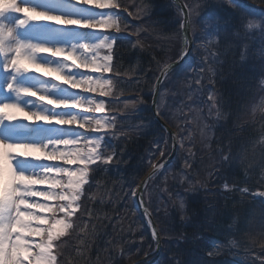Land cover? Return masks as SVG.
<instances>
[{
    "label": "trees",
    "instance_id": "16d2710c",
    "mask_svg": "<svg viewBox=\"0 0 264 264\" xmlns=\"http://www.w3.org/2000/svg\"><path fill=\"white\" fill-rule=\"evenodd\" d=\"M117 2L128 8L121 15L125 21L143 26L139 37H116L114 48L113 62L119 59L122 71L112 73V96L129 92L132 97L109 100L108 112L114 113L110 118H116L117 126L110 128L105 137L113 149L103 150L118 152L122 162L104 165L106 172H91L94 179L87 193V207L93 215L83 218L87 226L77 233L88 247L85 251L83 243L70 239L65 246L70 254L65 257L67 264H129L156 246L129 193L161 150V159L171 152L170 136L154 118L151 104L156 77L180 57L183 15L173 0ZM185 2L191 11L195 48L188 61L164 82L160 113L182 137L180 113L188 120L193 118L190 124L195 126V132L185 139L171 167L180 175L160 181L159 193L165 201L161 213L167 217H158L147 198L164 237L161 264H261L264 222L260 233L257 229L251 233L246 223L250 211H264V197L253 195L264 192V167L255 164L257 149L254 152L256 145L264 143V110L255 111L264 102V31L260 27L248 29L247 23H257V13L252 10L264 9V3L235 0L236 7L231 0ZM141 8L145 11L139 19L128 14ZM241 19L244 27L240 26ZM121 29L128 34L123 24ZM137 39L140 44L127 43L132 40L135 44ZM188 72L190 77H186ZM137 79L139 83H132ZM209 95L215 97L214 107ZM189 100L195 105L188 104ZM196 115L205 121L203 130L196 123ZM117 127H122L123 132L112 137ZM153 154L155 158L149 161ZM190 154L191 162L186 165L183 156ZM225 156H231V162ZM241 157L245 159L242 163ZM225 184L228 190H223ZM135 225L138 230H134ZM142 238L147 240V246L138 249Z\"/></svg>",
    "mask_w": 264,
    "mask_h": 264
},
{
    "label": "snow or ice",
    "instance_id": "6c2138e0",
    "mask_svg": "<svg viewBox=\"0 0 264 264\" xmlns=\"http://www.w3.org/2000/svg\"><path fill=\"white\" fill-rule=\"evenodd\" d=\"M37 2L44 3L47 0H37ZM231 2L237 7L235 0ZM264 3V0H260ZM69 3L73 6H94L95 9H121L123 11H128L125 3H118L117 0H69ZM26 8H30L34 15L31 17L32 23L36 25L42 24V22L55 23L62 26H80L91 29H96L98 27L112 28L115 32H121V24L125 26V31L129 35H135L139 37L142 30V25L132 26L125 21L123 17H118L116 11H101L105 13L98 22L94 23H82L79 18L76 17H65L62 14H53L42 8H36L31 4L25 3ZM145 11L141 8L137 12H128L129 15L136 19L140 18L141 12ZM252 12L257 13V18L264 21V9L257 10L253 9ZM188 13H184V19L180 22V27L183 29L184 33L187 34L190 22L188 19ZM245 15H251V13H245ZM118 17V18H114ZM241 27H244L243 19H241ZM262 31H264V23L259 25ZM247 28L252 29L251 21L247 23ZM115 37H108L105 35L102 42L98 43L96 46L100 48H107V54L103 57L104 63H97L96 59H85L76 52L69 51L62 48H49L45 46L34 45V51L37 54H49L51 57L62 58L63 61L71 62V68H84L88 69L91 73L96 72H112L114 75L120 73L122 69L119 67V59L114 63L113 56L115 52L113 51V43ZM129 45L135 46L140 44L141 40L137 39L135 44L132 40L127 42ZM84 52L88 53L93 51V48H89L87 45L83 46ZM94 52V51H93ZM187 54V46L182 47L180 50L181 59ZM25 58H29L27 53L23 54ZM5 61L12 59L13 65L9 69H5V63L3 64V71L14 77L17 75V66L14 63L13 56L0 55ZM155 60V56H153ZM33 65L38 64L39 68L30 67L24 68L19 67L20 74H28L33 71H40L43 75L45 72L49 74H54V77H59L65 85L71 88H82L84 92H98L100 96H108L110 94V86L112 85V77H107L104 79L96 78L94 79L91 75L82 78H76L69 76L65 73V70L61 67H56L48 63V60H31ZM157 64L160 61H156ZM68 64V63H67ZM174 68L172 69L173 72ZM53 69H55L53 71ZM143 73L144 70L142 69ZM138 75H140L138 73ZM167 73L162 72L160 76L156 77V80L162 81ZM122 84L123 81H118ZM132 83H139V80H135ZM199 83V81H197ZM264 83V81H262ZM15 88L14 82H9L6 85V90ZM21 92L23 97H35V100L40 102V105H51L54 109H76L81 108L84 112L95 111L103 112L105 108L104 101H95L93 99H87L86 101L77 99L74 102H57L54 97H46L44 95H38L36 90L30 89L27 86L21 87ZM209 100H211L212 107L215 106V97L209 95ZM29 105L31 101H28ZM94 105V108L92 107ZM15 109L16 111H5L4 109ZM26 107L14 101H5L0 104V128H3L4 124L9 125L18 121L20 117L17 114H23L24 119H29L34 122L43 121L45 123H55L57 125H78L79 128H84L85 124L81 123L82 119H77L76 116L70 118H54L50 119L48 115L41 114L38 111H30ZM160 114V113H158ZM94 119V126L89 122V127L92 132H100L105 129H110L117 126V120L115 117L108 119ZM123 124V121H120ZM117 132H123L122 127H117L115 132L111 133L112 137L117 135ZM83 136V135H81ZM80 136V137H81ZM105 136L98 137H88L83 136L84 140L87 141V150L70 151L65 150L60 151L59 145L63 144L65 146L70 144H75V139H64L58 143H55L56 151H53V146L51 150H48L45 146L30 145L28 143H13L0 139V158L6 160V167L10 173V178L6 181L4 180V170L0 168V182H3V187H0V264H67L65 259L66 256L70 254L66 252L65 246L69 244L70 239H76L80 243L84 244V250H87L88 245L84 242L82 236L78 235V232H83L87 226V222L84 221L85 216H91L93 213L87 207V202L90 197H87V193L91 190L92 184L91 180L94 177H90V171L92 173H97L98 171H107L104 165H109L113 163H121L119 159V153L112 150L106 151L100 149V141L105 140V148L113 149V145L108 142ZM17 147L31 148L34 151L45 153V159H63L65 164H79L83 167L69 171L64 167L51 168L46 170V172L38 176L20 173L17 168V163L21 166L25 160L19 158V156L12 155L11 152L5 150H13ZM158 147V145H157ZM161 156L164 152L159 153ZM117 157V159H113ZM39 159L40 157H36ZM155 158V154L149 157V161ZM226 161L231 162V156L224 157ZM186 165L188 162H185ZM96 165L95 168H89V165ZM154 170H158V165L150 163L149 165ZM55 172L59 178L49 179L47 173ZM155 175V171L152 173ZM66 177V179H65ZM151 178V177H149ZM36 184H47L49 187L48 191L36 190L34 185ZM87 185V187H85ZM131 187V186H130ZM141 189L140 192L132 189L130 195L132 197H137L142 200L144 195V186H136ZM227 187V185H225ZM242 191H247V189H242ZM264 195V193H261ZM32 197H41L43 201L48 202H37L30 201ZM145 213H147V206H145ZM149 226L153 229L152 236L153 239L159 244V233L155 230V226L151 224V216L149 215ZM264 236V233H262ZM235 245V241L232 242ZM178 264V262H177ZM255 264V261H253ZM261 264H264V260H261Z\"/></svg>",
    "mask_w": 264,
    "mask_h": 264
},
{
    "label": "rangeland",
    "instance_id": "374dc122",
    "mask_svg": "<svg viewBox=\"0 0 264 264\" xmlns=\"http://www.w3.org/2000/svg\"><path fill=\"white\" fill-rule=\"evenodd\" d=\"M36 8H42L50 13L53 14H62L65 17H76L81 20L82 23H94L98 22V20L105 15V13L101 11H116V9L109 10V9H95L94 6H73L69 3V1L65 0H47V2L40 3L37 2V0L32 4ZM119 9V8H118ZM117 12V11H116ZM119 16V14H118ZM118 18V17H114ZM6 21L9 24H12L15 22V17L14 16H7ZM261 23V20L259 19L257 21V24ZM72 28L68 26H62L58 25L55 23H50V22H42L40 25H36L32 23L29 25L26 29L19 31L18 35L21 41L26 42V43H32L38 46H45L49 48H62V49H67L69 51L76 52L78 55H81L85 59H93L95 58L97 63L103 64L105 61L103 57L107 54V48H100L97 49L96 51H90L88 53L84 52V45H87L89 48H95L96 45L104 39L105 35L108 37H112V33H114V29L112 28H105V27H98L96 29H91V28H86V27H80V26H71ZM75 27V28H73ZM27 36V37H26ZM25 37V39L23 38ZM37 59L38 60H48V63H50L53 66L56 67H61L65 70V73L69 76H73L76 78H82V77H87L91 75L94 79L100 78L104 79L107 78V75L109 72H96V73H91L89 72L88 69L84 68H71L70 64L71 62H65L62 60V58L58 57H51L49 54H37ZM6 61L3 58H0V89L3 90L5 87L6 83L11 81L14 77L6 74L3 71V64ZM191 73L188 72L186 74V77H190ZM54 77V74H49L45 72L43 75L40 74V71H33L28 74H20L16 75V79L14 78L15 81V87H22V86H27L30 89L36 90L38 88V83L39 81H43V86L48 89H52L53 93L48 92H41V95H44L46 97H54L57 102H66V103H71L74 102L77 99L84 100L86 101L87 99H93L95 101H104L103 97L99 95L98 92H84L82 88H71L68 85H65L63 81L59 79V77ZM36 78V79H34ZM189 85H191V82H189ZM189 87V86H187ZM193 87V86H192ZM190 87V89H193ZM38 93V91H37ZM194 93V92H193ZM11 101H14L16 103L21 104L22 106L26 107L30 111H37L39 109L40 102L35 100V97H21L17 98L14 94L13 98ZM28 101H31V104L29 105ZM105 108L103 112H95V111H89V112H84L83 109L81 108H60V109H54L52 108L53 106L51 105H43L41 106L42 111L40 112L41 114L48 115L50 119L54 118H70L72 116H76L78 118H85L84 120H81V123L85 124L84 129L80 133H76L75 131L69 132L67 127L70 125H57L55 123H45L43 121L40 122H34L29 119H24L23 114H17L20 119L13 124H18L20 125V129H18L16 132L18 135L16 138L12 140H6L8 142H13V143H27L28 140L26 139L29 133L35 132V130H38V132L35 134V136H44L48 141H50L52 144L48 148V150H51V147L60 141H63L64 139H75L76 143L75 144H70V145H59V149L61 152L65 150H70V151H78V150H87L86 146L87 141L84 140L83 136H88V137H98L102 136L100 132H92L89 127V122H91L92 126H94V119H107L108 116L105 115L106 111V103L104 101ZM261 106V107H260ZM258 107L255 108L256 112H259L261 110H264V102ZM94 108V105L92 106ZM26 109V110H27ZM197 116V121L196 123H199L200 129H204V120L202 122L201 118L199 115ZM77 118V119H78ZM22 121V122H20ZM189 122V123H187ZM190 122H193V118L188 120L186 117H181V124H185L188 127L186 128V137H190L194 134L195 132V126L192 128ZM11 124V125H13ZM9 124L5 123L3 128L8 127ZM49 125H53L52 128L49 127ZM56 128V132L52 133L54 129ZM83 135V136H81ZM81 136V137H80ZM2 139V138H0ZM27 140V141H25ZM102 139L100 141V149H101V144ZM105 141V140H104ZM159 141L155 143L156 147L157 145L159 146ZM258 144V143H257ZM31 145H36V146H45L47 147L43 140L40 141H35V143H32ZM257 151L255 152V150ZM53 151H56L55 146H53ZM9 151L12 153V155L19 156L20 159L25 160L23 164H27L29 167L25 168L27 172L19 171L20 173L23 174H29L33 176H37L36 178H39L38 176L43 175L46 170L51 169V168H59L64 167L68 169L69 171L72 170H77L83 165L79 164H65L63 159L57 158V159H52L48 160L45 159V153L34 151L31 148H25V147H17L13 150H5ZM162 151V150H161ZM255 156H258V159H255V164L259 168L264 167V143L258 147L256 145L255 149ZM36 157H40L37 159ZM192 155L190 154L189 156L185 155L183 156V162L185 163L186 161L188 163L191 162ZM3 159L0 158V168L4 170V180L6 181L8 178L7 176L10 175L8 172V169L6 167V160L5 164H3ZM245 159L244 157L240 158L239 162H243ZM3 164V165H2ZM153 164V163H152ZM250 167L253 169L254 166L250 164ZM151 167H149L150 169ZM177 175H180V172L177 171L173 168H171L168 172L165 174H158V177L155 179L153 183L149 182L145 188V195L150 200V203L153 208H155L156 212L158 213L157 216L160 218H166L167 216L163 213H161L162 208H163V203L165 202L160 196L163 195L162 193H159L160 191V181L163 179H167L169 176L173 179L177 177ZM47 176L49 179L51 178H59L55 172L47 173ZM155 176V175H154ZM183 176V175H182ZM163 178V179H162ZM66 179V177H65ZM153 180V179H152ZM0 185L3 187V182H0ZM34 189L36 190H43V191H48L49 187L47 184H36L33 186ZM227 187H224L226 189ZM229 188H227L228 190ZM249 191H247L248 193ZM261 191H256L253 193L255 197H261L264 195H261ZM150 195L153 196L152 200L150 198ZM37 201V202H48L52 203V201H43L41 197H32L30 198V201ZM260 213H263L261 215ZM133 221V219L131 218ZM264 222V211H260L259 208H257L254 212L250 211L248 213V222L246 223L247 226L249 224V231L253 233L255 229L259 231V233L262 231L261 225ZM243 224V220L240 222ZM135 224V220H134ZM245 224V225H246ZM138 225H135L134 230H138ZM136 232V231H134ZM257 239H260L259 237ZM147 240L141 239V246L137 247L138 249H143L147 246ZM174 257V255H172ZM173 257L170 256V260H174Z\"/></svg>",
    "mask_w": 264,
    "mask_h": 264
},
{
    "label": "clouds",
    "instance_id": "9594fccd",
    "mask_svg": "<svg viewBox=\"0 0 264 264\" xmlns=\"http://www.w3.org/2000/svg\"><path fill=\"white\" fill-rule=\"evenodd\" d=\"M25 3L30 4V0H0V55L13 56L14 63L17 66V75H19L18 68H39V65H33L31 60L37 59V53L34 51L32 43H26L18 38V33L26 29L32 24L31 17L34 13L30 8H26ZM7 16H14L15 22L9 24L6 21ZM252 27H259V24L251 22ZM99 46L93 48L96 51ZM24 53L28 54L29 58L24 57ZM13 65V60L9 59L5 62V69H9ZM55 69H53L54 71ZM36 79V78H34ZM37 91L48 92L49 89L43 86V81H39ZM10 90L19 99L23 97L21 87L11 88ZM5 111H16L15 109H4Z\"/></svg>",
    "mask_w": 264,
    "mask_h": 264
},
{
    "label": "water",
    "instance_id": "95a60500",
    "mask_svg": "<svg viewBox=\"0 0 264 264\" xmlns=\"http://www.w3.org/2000/svg\"><path fill=\"white\" fill-rule=\"evenodd\" d=\"M174 2L180 7V9L182 10V13H183V19H184V13H188V19H189V22H190V27H189V30H188V33L185 34L183 29H182V32H183V47L187 46V54L186 56H184L183 59H181V57L175 61V62H172L170 63L168 66H166L162 72L164 73H169L172 71L173 67L177 68L179 67L180 65H182L188 58L189 56L191 55L192 53V50L194 48V40H193V37H192V29H191V20H190V10L187 6V4L185 3L184 0H174ZM174 68V69H175ZM161 72V73H162ZM160 73V75H161ZM159 75V76H160ZM164 80V79H163ZM162 81H157L156 83V87H155V94H154V99H153V113L156 117V119L160 122V124L166 129V131L170 134L171 136V139H172V153L171 155L166 159L164 160L163 162H161L158 166V170H154L153 168L143 177V179L141 180L140 184L139 185H143L144 188L147 184V182L154 176L152 175V173L155 171V174L163 169V168H166L167 166H169L173 161L174 159L176 158L177 156V153H178V149H179V146H180V140H179V136L176 132V130L174 128H172L159 114H158V110H157V104H158V97H159V94H160V89H161V85H162ZM151 177V178H149ZM137 192H140L141 189L137 187L136 189ZM135 199V202L137 204V207L139 209V211L142 213V215L146 218V221L149 225V215L151 216V224H153L155 226V230L160 234V230H159V227L156 223V220L154 218V215L153 213L151 212V210L148 208L145 200H144V196H143V199L141 200L139 198V196L137 197H134ZM145 206H147V213H145ZM150 227V226H149ZM151 229V232H152V228L150 227ZM162 250H163V241H162V236L161 234L159 235V244H157V250H156V253L158 255V257L161 255L162 253Z\"/></svg>",
    "mask_w": 264,
    "mask_h": 264
},
{
    "label": "bare ground",
    "instance_id": "6f19581e",
    "mask_svg": "<svg viewBox=\"0 0 264 264\" xmlns=\"http://www.w3.org/2000/svg\"><path fill=\"white\" fill-rule=\"evenodd\" d=\"M65 1H69V0H65ZM46 87H47V86H46ZM49 92H51L50 89H49ZM37 94H38V95H41V92L38 91ZM37 111H38V112H41L42 109L39 107V109H38ZM77 118H78V117H77ZM78 119H81V118H78ZM14 129H15V130H13V131L10 132V133H8V131L10 130L9 128H8V130H3L2 132H4L5 137H7L8 139H12V138H15V136H17V135H15V131H16V129H18V127H14ZM83 129H84V128H79L78 125H76V124L70 125V127H69V130H70V131H75L76 133H80ZM35 133H36V132H34L33 134L31 133V134H30L31 136L27 137L26 139H27L28 141H31V142H34L35 140H45V137H44V136H41L40 138L37 139V138L35 137ZM32 138H33V139H32ZM45 145H46L47 147H50L51 143H49V142H45ZM71 165H72V164H71Z\"/></svg>",
    "mask_w": 264,
    "mask_h": 264
}]
</instances>
